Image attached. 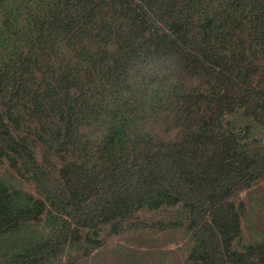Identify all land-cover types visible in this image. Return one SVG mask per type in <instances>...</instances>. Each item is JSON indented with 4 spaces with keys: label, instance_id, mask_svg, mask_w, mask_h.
Returning a JSON list of instances; mask_svg holds the SVG:
<instances>
[{
    "label": "trees",
    "instance_id": "trees-1",
    "mask_svg": "<svg viewBox=\"0 0 264 264\" xmlns=\"http://www.w3.org/2000/svg\"><path fill=\"white\" fill-rule=\"evenodd\" d=\"M0 264H264V0H0Z\"/></svg>",
    "mask_w": 264,
    "mask_h": 264
}]
</instances>
